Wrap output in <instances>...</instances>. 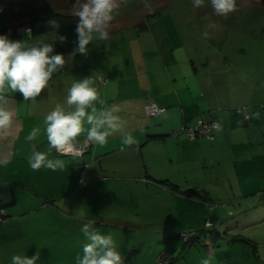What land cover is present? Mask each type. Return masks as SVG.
I'll use <instances>...</instances> for the list:
<instances>
[{
	"label": "rangeland",
	"instance_id": "374dc122",
	"mask_svg": "<svg viewBox=\"0 0 264 264\" xmlns=\"http://www.w3.org/2000/svg\"><path fill=\"white\" fill-rule=\"evenodd\" d=\"M2 1L0 28L6 26L4 29L11 32L14 22L27 21L29 9ZM149 3L150 9L144 7L143 0H125L109 27L110 39H94L88 45L87 56L75 51L78 22L56 30L57 36L67 38L64 42L55 39L53 30L32 36L30 42L53 43L54 54L66 59L65 79L91 77L94 87L133 79L137 73L147 82L155 71L161 82H167V73L174 75V66L184 63L180 57H195L205 47L217 49L231 66L243 70L242 79L250 78L239 89L253 97L246 106L251 116L239 122L240 130L217 143L205 141L184 149L170 144L145 145L142 151L134 152L131 157L139 159L142 166L143 157L165 160L161 168L164 174H160L169 173L178 185L186 186L178 187L180 192L170 197L130 179L107 182L106 187L114 195L106 202L97 200V211L107 203L112 216L115 213L136 225L128 232L115 226H96L95 230L113 236L124 264H150L153 257L154 263L163 250L171 254L170 264H200L209 256L211 264H264V0H236L237 9L227 18L215 15L210 0H204L200 8L193 6V0ZM210 22L217 27L209 28ZM206 31L207 38L203 35ZM26 38L22 33L15 40ZM186 80L190 86L194 77ZM177 82L185 80L177 77ZM257 112L258 119L254 117ZM245 126L252 127L247 130ZM171 132L166 136L172 137ZM127 173L134 174V170L129 168ZM188 185L193 189H187ZM94 187L91 191L105 190L103 184ZM148 233L150 239H139ZM65 237L70 239L64 240L52 257L58 264H76L86 238L81 228L72 238L70 232H65Z\"/></svg>",
	"mask_w": 264,
	"mask_h": 264
},
{
	"label": "crops",
	"instance_id": "0c3cea01",
	"mask_svg": "<svg viewBox=\"0 0 264 264\" xmlns=\"http://www.w3.org/2000/svg\"><path fill=\"white\" fill-rule=\"evenodd\" d=\"M17 25L15 22L10 25L11 32L4 29L6 26L1 27L0 35L6 34L15 40L13 29ZM180 59L184 63L174 66V75L167 73L170 76L167 82H161L159 72L155 71L147 82L137 73L133 79L97 85L95 88L99 99L104 101V107H120L118 115L122 119L124 131L132 133L137 143L124 146L122 133H116L103 146L90 143L86 155L81 159L57 154L52 150L49 158L62 160L65 163L63 170L41 168L34 171L27 158L31 155L33 144L38 151H49L44 117L57 103L64 102L67 89L79 79H65L63 68L54 74L48 88L36 99L24 101L19 93L9 95L8 106L15 116L8 129L0 130V201L3 202L0 208L5 213L0 222V264H11L13 255L32 257L37 252L40 257L37 264H58L52 256L64 244V240L67 242L70 239L65 237V232H70L72 238L75 230L89 222H92L94 229L96 226H115L118 228L116 230L133 231V225L136 224L115 213L112 216L109 204L104 203L103 208L97 211V200L106 202L114 195L106 187L107 182L118 183L130 179L144 185L145 189L151 186L170 197L186 186L178 185L169 173L160 174H164L161 168L165 166V160L143 157L142 166L139 159L131 157L134 152L142 151L145 145L170 144L184 149L205 141L217 143L222 137L240 130L239 122L242 123L245 113L235 112L233 107L238 109L253 102L250 93L239 89L250 78L242 79L243 70L231 66L229 59L217 49L205 47L195 57ZM189 76L194 77L190 86L186 80ZM177 77L185 82H177ZM99 78L109 80L106 77ZM149 102L164 106L166 110L157 116H146L143 108ZM96 106L98 109L101 107L98 102ZM248 109L246 107L250 118ZM202 115L205 116L203 118L214 117L219 121L220 130H216L214 139L204 136L189 139L182 134L178 138L166 136L178 128L182 121ZM34 127L40 128L39 135L34 141L26 142L25 136ZM251 127L245 126V129ZM85 136L86 133L77 140H83ZM121 144L124 148H120ZM129 168L134 170V174L127 173ZM101 184L105 187L103 192L91 191L94 186L98 188ZM187 187L193 189L189 185ZM157 232L161 233L160 230ZM150 237L148 233L139 239L146 241Z\"/></svg>",
	"mask_w": 264,
	"mask_h": 264
},
{
	"label": "clouds",
	"instance_id": "9594fccd",
	"mask_svg": "<svg viewBox=\"0 0 264 264\" xmlns=\"http://www.w3.org/2000/svg\"><path fill=\"white\" fill-rule=\"evenodd\" d=\"M124 2L125 0H76L73 15L78 18L75 28L77 53L87 56L88 45L94 39H110L109 27L120 14ZM143 3L145 8H151L149 0H143ZM210 3L215 15L224 18L237 9L236 0H210ZM193 6H204V0H193ZM47 24L53 29L55 39L66 41L65 36L56 35V30L60 27L57 19L53 18L47 21ZM208 27L215 29L217 25L210 22ZM25 31L27 38L23 40H13L6 34L0 35V130L8 129L15 116V112L8 106L9 95L19 93L24 101L36 99L48 88L54 74L66 64L62 54H54L53 43L30 42L31 29ZM203 35L207 38L208 32ZM93 84L91 77L74 81L67 89L64 102L57 103L46 114L43 123L49 151H38L36 145H32L31 155L27 158L32 170H63L65 163L60 159L49 158L51 151L54 149L57 154H72L74 159L79 157L81 153L76 147V144H79L77 138L85 133L84 139L89 145L92 143L103 146L108 138L116 133H122L124 146L137 143L132 133L124 131L122 119L118 115L120 107H104V101L99 99ZM97 102L101 105L99 109ZM254 117L258 119L259 113H254ZM216 130L220 129L217 127ZM39 133V127L32 128L25 136V141H34ZM81 232L87 242L83 245L82 254L76 256V264H124V257L117 250L112 235L101 234L92 227V222L85 223ZM39 258V252L32 257L13 255L11 264H37ZM200 264H211V257L203 258Z\"/></svg>",
	"mask_w": 264,
	"mask_h": 264
},
{
	"label": "trees",
	"instance_id": "16d2710c",
	"mask_svg": "<svg viewBox=\"0 0 264 264\" xmlns=\"http://www.w3.org/2000/svg\"><path fill=\"white\" fill-rule=\"evenodd\" d=\"M0 1H2V0H0ZM2 2L5 4H8L10 6H13V7H25V8L29 9L28 10L29 11V14H28L29 20L27 22L22 23V24H18L13 29V32H15L16 37H20V35L23 32L26 33L25 30L21 29V28H23L24 24L29 25L31 32H32V36H39V35H42L46 32L53 30L47 24V21H49L53 18L58 20V22L60 24L59 28L70 26V25H73V24L78 22V18H76L73 15L74 4H75L76 0H6L5 2L4 1H2ZM242 110H246V107L242 106V107L237 109V111H241V112H242ZM243 113H246L248 115V117L245 116V118L249 119V114L246 111H244ZM198 117H200V116H197L195 118H198ZM202 119L209 120V119H216V118L209 117V118H202ZM218 128H220V123H219ZM215 132H216V129L213 132L214 137H215ZM198 136L206 137L205 135H198ZM214 137L212 139H214ZM212 139H210V140H212ZM3 212H4V210H3ZM4 217H5V213H3V215L1 216L0 222L4 219ZM168 255H169V263L168 264H170V260H171L172 256H171V254H168ZM157 256H156V259H157ZM156 259H155L153 264L156 263Z\"/></svg>",
	"mask_w": 264,
	"mask_h": 264
},
{
	"label": "built area",
	"instance_id": "2783aa9c",
	"mask_svg": "<svg viewBox=\"0 0 264 264\" xmlns=\"http://www.w3.org/2000/svg\"><path fill=\"white\" fill-rule=\"evenodd\" d=\"M29 28L30 27L28 24H24L23 28L21 29L27 30ZM165 110L166 108L164 106L158 105L157 103L154 102H149L144 105V114L146 116H157L163 113ZM245 116L248 117L246 113ZM217 127H219V122L217 119L207 120L198 117L195 119L182 121L179 127L171 132V135L179 136L183 134L189 139H195L198 135H205L207 138L212 139L214 137L213 132ZM76 147L80 150L81 153L79 157H82V155L86 152L85 150L88 149L89 143H87L85 139H83L82 143L76 144ZM84 165L86 166L85 163ZM3 213H4L3 208H0V220ZM168 263H169V255L165 251H161L157 256L155 264H168Z\"/></svg>",
	"mask_w": 264,
	"mask_h": 264
},
{
	"label": "bare ground",
	"instance_id": "6f19581e",
	"mask_svg": "<svg viewBox=\"0 0 264 264\" xmlns=\"http://www.w3.org/2000/svg\"><path fill=\"white\" fill-rule=\"evenodd\" d=\"M86 151V150H85Z\"/></svg>",
	"mask_w": 264,
	"mask_h": 264
}]
</instances>
